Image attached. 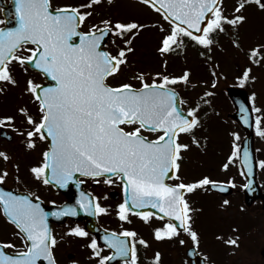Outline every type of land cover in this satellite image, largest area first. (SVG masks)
I'll return each instance as SVG.
<instances>
[{"label":"snow or ice","instance_id":"6c2138e0","mask_svg":"<svg viewBox=\"0 0 264 264\" xmlns=\"http://www.w3.org/2000/svg\"><path fill=\"white\" fill-rule=\"evenodd\" d=\"M104 2L82 0L53 7L52 0H15L16 26L0 27V93H4L9 84H19L14 74L16 63L25 73L31 66L55 83L43 86L29 76L23 93L38 103V116L33 115L27 105H21L17 112L30 126L27 130L16 128L15 115L0 116V125L7 122L9 127L16 128L25 136L28 149L36 147L37 137L50 141L42 152V162L31 168L34 177L44 184L55 181L66 187L76 173L92 178L107 177V183L113 182L111 176H119L129 193L118 205L117 215L122 220L129 221L128 214L134 210H139L137 214L145 222L155 215L167 221L153 229L156 240L178 238L183 232L198 245L199 233L193 227L195 210L190 206L188 194L198 189L226 190V184H234V181H218L210 175L187 180L181 174L184 153L190 145L181 142L179 137L181 133L193 134L200 123L197 115L200 106L188 108L185 114L180 107L179 94L169 85L190 84L191 69L185 68L178 75L157 71L156 78L150 82L143 71H138L130 80H138L139 86L108 81L119 75L123 66L129 65L134 42L147 28L156 27L162 33L157 47L162 56L187 43L202 46L207 51L218 43L219 33L229 31L228 26L238 29L247 20L243 10L248 4L254 2L264 10V0H238L232 14H228L224 0H136L137 7L162 14L168 27L160 20L146 24L135 16L118 19L108 15L89 22L94 14L99 15L96 7ZM113 2L107 0L109 5ZM82 25H87V30H82ZM109 39L114 45L112 50L106 47ZM233 42L239 46L238 38ZM248 55L259 64L264 44L253 46ZM164 64L166 67L167 60ZM250 72L251 68L244 70L241 82L255 79L250 77ZM255 111L261 113L262 110L256 108ZM244 122L248 123L247 117ZM255 125L257 133L264 137V113L255 117ZM233 135L239 139L238 134ZM193 142L200 143L194 137ZM239 149L240 145L234 142L227 162L222 164L223 169L235 163ZM0 158L7 161L9 154L0 151ZM242 163L251 173L253 165L247 150ZM259 164L264 167V160ZM8 174L7 168L0 171V182H4ZM81 203L86 212L93 206L97 212L108 211L99 202L93 205V200L83 193ZM228 203V200L223 201L224 205ZM0 207L18 229L17 237H23L22 248L11 240L0 241V264H41L42 260L56 264L53 246L57 239L49 227V213L29 195H16L3 188H0ZM146 207L158 211L140 210ZM65 211L72 209H62L52 215L60 216ZM69 233L88 235L79 225L70 228ZM137 236L134 229L106 235L104 240L114 250L111 255L102 254L96 239L90 241L89 247L97 264H107L115 257L124 258V264H137ZM217 238L232 246L233 251L240 243L237 235ZM179 242L185 243L183 239ZM139 244L150 247L142 236ZM8 248L16 249L15 253L8 252ZM153 260L154 264H162L159 250L154 252Z\"/></svg>","mask_w":264,"mask_h":264},{"label":"rangeland","instance_id":"374dc122","mask_svg":"<svg viewBox=\"0 0 264 264\" xmlns=\"http://www.w3.org/2000/svg\"><path fill=\"white\" fill-rule=\"evenodd\" d=\"M70 3H78L80 0H70ZM238 0H224L228 14L233 13V8ZM247 20L238 29L229 27V31L219 33L216 36L218 43H215L210 50L200 49L191 43L184 46V53L160 55L157 52L159 37L162 33L156 27H149L144 30L134 42V51L129 54V65L123 66L119 75L109 79L110 83L132 82L133 74L143 71L148 80L156 78L154 73L163 71L165 74H181L185 68L191 69V83L188 85L178 82L175 84L184 95V102L187 108L195 107L201 101H208L207 108L201 112L197 110L200 123L196 126L192 135L184 134V143L188 142L190 149L184 153L182 160L181 174L191 180L202 174L210 175L213 179L232 180L238 187L235 191L224 197L223 195L205 190H196L188 197L190 206L195 210L193 215V227L199 233V244L192 241L187 233H181L178 238L167 241L154 240L150 234L146 238L150 240V247L144 246V255L149 256L146 263L154 264V251L162 253V264H190L185 255V248L196 245L207 264H264L260 254L264 246V208L261 201L256 200L251 205L244 204L242 199L241 186L242 177L239 173L238 164L230 163L227 170L222 168V163L227 159L228 152H232L233 143L239 144L243 131L237 123L228 116L232 111V105L225 93V87L229 84L239 82V72L251 68L248 79V89L255 98V105H261L264 113V55L260 57V63L250 60L249 50L256 44H264V10L257 5H251L243 10ZM96 13L89 22H96L103 16L111 15L114 18L123 19L129 16L140 18L146 24H151L160 18L143 6L137 7L136 0H114L109 5L107 0L96 7ZM165 27L168 24L160 21ZM87 29V25H84ZM156 29V30H155ZM149 35V36H147ZM239 39V46L234 40ZM111 41V39H110ZM210 57V59H209ZM167 60L165 67L164 61ZM213 72V73H212ZM29 71L25 73L22 69L16 70L15 76L19 82L16 94L12 100L21 101L22 91L26 86V78ZM210 74V76H208ZM203 75H206L205 77ZM25 84V86H24ZM24 86V87H23ZM213 90V94L205 96L204 93ZM255 93V95H253ZM209 99V100H205ZM238 134L239 139L233 135ZM193 137L199 140V144L193 142ZM255 147L259 151L264 150V137L256 135ZM25 147L18 151V158L15 157L14 165L11 159L0 160V171L7 168V183L20 184L16 179L17 171L21 175L25 172L26 166L31 159L23 154ZM227 153V157H225ZM13 155V154H12ZM18 166V167H17ZM189 170H199L190 173ZM258 181L264 191V167L258 169ZM199 199V200H197ZM228 200L227 205L223 201ZM240 204V205H239ZM243 206V207H242ZM245 206V207H244ZM151 223H154L150 219ZM162 224V223H159ZM156 223L152 226H158ZM162 226V225H160ZM238 229V231H235ZM15 230L0 215V238L4 241L11 240L18 247V241L13 234ZM15 233V232H14ZM13 234V237L11 236ZM231 235L239 236V246L233 251V247L227 245L217 237ZM75 236L67 235V240L73 242ZM185 241L184 244L179 242ZM69 247L68 245L63 246ZM92 259V258H90ZM88 264V263H84Z\"/></svg>","mask_w":264,"mask_h":264},{"label":"flooded vegetation","instance_id":"af4514ba","mask_svg":"<svg viewBox=\"0 0 264 264\" xmlns=\"http://www.w3.org/2000/svg\"><path fill=\"white\" fill-rule=\"evenodd\" d=\"M3 3H9L10 0H2ZM53 7L62 5L61 2L58 4L55 0H52ZM14 14L10 13L9 17H13ZM4 23V17L1 14L0 9V26ZM31 74V73H29ZM28 79V77H27ZM10 90L9 98L4 95L5 92ZM16 88H7L4 93H0V96H4V100L0 97V116L3 115H15L16 119V128H23L27 130L30 126L24 121V118L17 112L18 106L27 105L29 110L33 115L38 116L39 112V105L36 103L32 97L27 94L23 93L22 91V98L21 101L15 102L12 100L16 94ZM181 100L183 94L180 92ZM16 128L9 127L7 122L5 125H0V151H5L9 154V159H13L14 156L10 155H17L18 151L25 147V152L23 153L26 158L31 159L28 162L25 172H22L20 179L18 180L20 184H17V189L25 190L31 193V195L35 197L41 198L45 203H60L66 199V195L56 188H54L51 184H44L41 180H38L34 177V174L31 172V168L34 165H37L42 162V152L47 148V141L40 140L38 137L37 145L33 149H28L25 143V136L21 135L19 132L16 131ZM147 134V133H146ZM154 138V136L152 137ZM0 160H3L0 158ZM107 177L104 178H92L84 175H80L77 178H74V184L79 191L82 192V189L90 191L95 199V202H99L101 206L108 209V211L104 213L98 212V221L101 226L106 229L116 231L119 233H123L124 229H134L137 231V227L135 224L134 217L136 214L129 213V221L122 220L118 215L117 212L119 211L118 205L123 203V185L119 179V176H111L112 183L106 182ZM99 180V183L96 181ZM70 187H73L72 183L69 182ZM71 222H79V221H72L66 220L62 224L52 223V234L59 235L60 231L63 230L66 224H71ZM82 224V222H80ZM141 229L140 226H138ZM60 238V236H58ZM95 238L94 236H92ZM57 239V238H56ZM102 251L105 254L109 253V249L105 246H100ZM53 253L55 259L58 261L59 264H67L69 263V259L72 258V255L69 253L65 254L63 246L57 240V244L53 246ZM76 254H79V250L77 249ZM82 253L78 255L80 258ZM73 255H75L73 253ZM141 255V253H138ZM68 260V261H67ZM115 262L114 264H117Z\"/></svg>","mask_w":264,"mask_h":264},{"label":"water","instance_id":"95a60500","mask_svg":"<svg viewBox=\"0 0 264 264\" xmlns=\"http://www.w3.org/2000/svg\"><path fill=\"white\" fill-rule=\"evenodd\" d=\"M46 77L50 81V83L46 84V85H43V86H50V85L55 83V81H53L51 79V77H48V76H46ZM229 94L231 95V97L233 99L239 97L243 101H246L245 100V93L242 90L238 89V88H235V87L229 88ZM244 103L246 104V102H244ZM237 108H239V107H237ZM245 115H246V113L243 110H241V109H237V111L235 113H233V115H232V116H234L235 118H237L241 122V124L244 126L245 131H246V137L243 139L242 146H241V152H242L241 161H243L244 151L247 150L250 153V151L252 149V147H251L252 146V144H251V141H252L251 124L249 122L248 123L244 122L245 121V117H246ZM250 157H251V155H250ZM251 160H252V158H251ZM252 165H253V161H252ZM247 176H248V184H247L248 187L247 188L250 189V190H254V188H255V184L253 182L254 173L253 172H251V173L248 172ZM5 191H8V190H5ZM69 208H71L72 211H65V212H68V213L72 212L71 214H77V212H78L77 210L78 209L75 210V208H73V206H69ZM52 209H54V208H52ZM89 224H90V226H92L91 222H89ZM261 253L264 256V248L261 250ZM188 254L191 257V261H192L193 264H204L203 259L201 258V256H199V254L195 251L194 248H191L189 250ZM41 264H47V261L46 260H42Z\"/></svg>","mask_w":264,"mask_h":264}]
</instances>
